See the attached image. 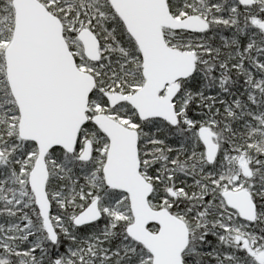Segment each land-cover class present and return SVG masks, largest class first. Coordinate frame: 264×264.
<instances>
[{"label": "snow or ice", "instance_id": "obj_1", "mask_svg": "<svg viewBox=\"0 0 264 264\" xmlns=\"http://www.w3.org/2000/svg\"><path fill=\"white\" fill-rule=\"evenodd\" d=\"M0 264H264V0H0Z\"/></svg>", "mask_w": 264, "mask_h": 264}]
</instances>
